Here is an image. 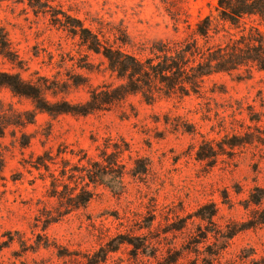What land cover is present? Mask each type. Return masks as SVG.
<instances>
[{
	"label": "rangeland",
	"instance_id": "1",
	"mask_svg": "<svg viewBox=\"0 0 264 264\" xmlns=\"http://www.w3.org/2000/svg\"><path fill=\"white\" fill-rule=\"evenodd\" d=\"M40 2L47 11L0 0L15 56L14 64L0 56V72L40 85L50 104L83 106L95 96L100 110L34 113L27 99L0 91V264H264V145L223 144L249 124L248 112L264 119V70L247 64L192 77L241 28L216 19V0ZM205 16L216 32L200 38L193 29ZM71 18L114 48L125 32L130 43L120 49L137 57L156 43L191 42L187 83L165 95L152 82L149 103L139 92L101 101L125 80L86 49ZM17 118L32 122L7 124ZM203 141L222 154L196 161ZM110 152L116 163L106 161ZM44 154L50 171L31 165Z\"/></svg>",
	"mask_w": 264,
	"mask_h": 264
},
{
	"label": "trees",
	"instance_id": "2",
	"mask_svg": "<svg viewBox=\"0 0 264 264\" xmlns=\"http://www.w3.org/2000/svg\"><path fill=\"white\" fill-rule=\"evenodd\" d=\"M28 5L39 9L41 12L47 11L46 8L48 7L47 4H43L40 0H28ZM215 10L217 11V20L231 28H241L242 33L237 39H230L232 44L227 48L225 46V49L218 48V50L214 51L218 56L214 64H210L216 59L213 55L210 58L207 57L204 63L198 64L199 66L193 69L192 77L201 78L214 73L230 72L247 64L254 66L257 70H264V0H216ZM51 15L56 17L57 13L53 12ZM246 20L250 21V24ZM66 25L73 29L88 51L100 53L106 59L108 69L118 79L125 80L123 85L114 89L110 94H103L104 98L101 100L103 102H111L122 96L139 92L144 100L149 103L145 89L150 87L154 81L162 85L163 94L168 95L170 92H174V90L180 88H177V85L184 83L185 78L188 77L182 76L183 72L186 73V57L197 54L195 53V46L189 41L184 43L161 42L153 45L143 58L137 57L120 49V47L130 43L127 34L123 31L117 34L119 48H114L109 44H105L104 36H101L102 40H100L98 33H94L90 28L84 27L79 20L71 18L66 22ZM211 30L214 33L216 32L212 27L210 16H205L195 24L193 35L207 38ZM111 33L113 34L114 32ZM0 56L9 63L14 64L15 62V56L10 47L7 33L1 24ZM191 81L192 79H189L190 85L192 84ZM3 89L8 90L12 97L27 99L31 103L34 113L44 112L50 115L63 113L84 116L94 110H100L99 107L94 106L96 101H98L95 96H92V100L83 106L69 105L67 103L59 106L50 104L43 99L40 85H35L22 79L18 73L0 72V91ZM262 117L248 112L244 120H247L249 124L245 125L243 130L232 134L228 141L223 144L231 150L253 144L264 145V119ZM20 119L9 120L10 122H7V124L25 125L32 122V118H25V121L19 122ZM107 148L108 146H105V150L102 153H105ZM218 149L215 150L210 143L203 141V144L195 152L194 158L198 162L211 160L214 156L222 154L220 152L223 149L221 145L218 146ZM102 155L105 154L100 155L101 159L103 158ZM107 159L106 161L109 163H116L117 161L113 152L109 153ZM86 162L89 163L87 159ZM52 163H54L52 158L44 154L38 156L31 165L38 171L41 168L44 171H50V164ZM91 166H97V163L94 162ZM2 168L3 162L0 163V171ZM63 171L64 169L61 172V176L65 173ZM92 173L93 170L91 169L85 174L89 182L95 180L96 176H92ZM58 180H60L58 177L51 176L52 183ZM60 193L57 191V193L50 196L59 197ZM80 196L82 195H75V198L79 199L78 201H81V198L84 199L83 201L89 200V197ZM255 201L257 200H253V203ZM77 205L80 204L78 203Z\"/></svg>",
	"mask_w": 264,
	"mask_h": 264
}]
</instances>
